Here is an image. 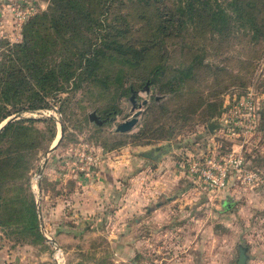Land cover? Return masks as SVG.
<instances>
[{
    "label": "rangeland",
    "instance_id": "1",
    "mask_svg": "<svg viewBox=\"0 0 264 264\" xmlns=\"http://www.w3.org/2000/svg\"><path fill=\"white\" fill-rule=\"evenodd\" d=\"M74 1L90 19L66 14V0H0V38L23 41L34 20L48 59L99 50L94 69H75L47 109L19 114L0 138V264H236L239 247L245 264H264V0H238L253 20L218 0L225 23L200 11L161 32V4L177 13L192 0ZM50 16L58 26L75 16L85 39L57 33ZM113 40L141 55L126 61ZM247 98L257 122L232 135ZM137 108L135 124L115 131ZM155 147V160L138 154ZM232 149L258 182L232 174L214 196L177 167Z\"/></svg>",
    "mask_w": 264,
    "mask_h": 264
},
{
    "label": "trees",
    "instance_id": "2",
    "mask_svg": "<svg viewBox=\"0 0 264 264\" xmlns=\"http://www.w3.org/2000/svg\"><path fill=\"white\" fill-rule=\"evenodd\" d=\"M74 0H66L62 10L68 13H76L78 17L90 19L87 10L75 7L72 3ZM197 3V4H194ZM230 14L234 18L246 20L250 14L243 8L238 0H231ZM162 10H159V25L157 32L166 30L172 26L175 21L191 20L194 15L204 12L203 16L207 17V25H215L218 22L225 23L231 18L222 2L218 0H192L181 5H177L174 13L168 6L161 4ZM245 13L243 18L242 14ZM45 15H43L44 17ZM200 17V16H199ZM51 28L57 33L60 27H68L75 39H85L80 30L82 24L78 25V19L75 16L69 18L64 26H58L61 22V16L57 19L50 16ZM56 20V21H54ZM253 22V21H252ZM37 22L32 20L26 25L24 30L23 41L9 42L0 38V123L12 115H19L25 111L34 112L36 110L47 109V97L64 92L68 84L75 76V69H94L99 50L95 47L93 51L87 48L86 52L76 50L71 51L68 55H61L54 59H48V45L46 42H35L34 34ZM74 48L73 43L71 44ZM111 45L116 51H119L125 60L128 61V53L132 57L140 56L141 50L128 45H123L117 40L111 41ZM80 71V70H79ZM72 83V82H71ZM130 93V86L126 89ZM19 122H33V118H21ZM13 126V121H8L0 127V138H2L8 128ZM22 128H25L24 126Z\"/></svg>",
    "mask_w": 264,
    "mask_h": 264
},
{
    "label": "built area",
    "instance_id": "3",
    "mask_svg": "<svg viewBox=\"0 0 264 264\" xmlns=\"http://www.w3.org/2000/svg\"><path fill=\"white\" fill-rule=\"evenodd\" d=\"M239 103L243 104L245 111L240 115L241 119L231 121L232 129L230 133L243 137L245 133L251 132L257 122V98L256 100L247 98L244 103L241 101ZM233 127L238 128L240 132L234 130ZM238 146L240 147V145ZM244 165L240 149H232L231 152L223 153L218 157L207 152L196 158H188L177 163L181 174H185L190 182L198 183L206 193L214 196L226 188L232 174L240 178V182L245 185L258 182V175L254 171L245 169Z\"/></svg>",
    "mask_w": 264,
    "mask_h": 264
},
{
    "label": "water",
    "instance_id": "4",
    "mask_svg": "<svg viewBox=\"0 0 264 264\" xmlns=\"http://www.w3.org/2000/svg\"><path fill=\"white\" fill-rule=\"evenodd\" d=\"M143 90H145V91L147 90V82L144 83ZM133 96H134V92L130 88V95H129L128 100L131 104V110H133L135 108V101H134ZM144 103H145V100H142L141 103L137 104V107H139L140 105H142ZM139 113H140V110H139V108H137L132 113L130 118L123 120V121H121L115 125V128H114L115 131L125 132V131L129 130L135 124L136 119H137V115ZM17 118H18V115H12L11 117L6 118L5 120H3L0 123V127L2 125H4L6 122L17 119ZM87 118H88V120H92L97 124L99 123V121L97 120L96 116L93 113L88 114ZM215 126H216V124L209 123V124H207L206 128L208 131H211L212 128H214ZM57 141H58V139L55 141V143ZM53 147H54V144L52 146H50L48 149L51 150ZM157 150H158V148L155 147L153 149H147V150L140 151V152H138V154L142 157L151 158V159L155 160L160 155V153L157 152ZM154 151H156L155 154H153ZM236 264H245V254H244L243 248H241V247L238 248V256H237Z\"/></svg>",
    "mask_w": 264,
    "mask_h": 264
}]
</instances>
